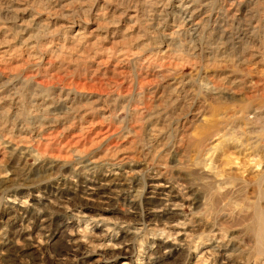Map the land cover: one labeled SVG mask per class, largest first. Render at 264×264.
I'll list each match as a JSON object with an SVG mask.
<instances>
[{"label":"rangeland","instance_id":"obj_1","mask_svg":"<svg viewBox=\"0 0 264 264\" xmlns=\"http://www.w3.org/2000/svg\"><path fill=\"white\" fill-rule=\"evenodd\" d=\"M261 211L264 0H0V264H264Z\"/></svg>","mask_w":264,"mask_h":264},{"label":"bare ground","instance_id":"obj_2","mask_svg":"<svg viewBox=\"0 0 264 264\" xmlns=\"http://www.w3.org/2000/svg\"><path fill=\"white\" fill-rule=\"evenodd\" d=\"M187 7V6H186ZM183 8V7H182ZM188 8V7H187ZM183 10V9H182ZM185 13V12H184ZM108 176H111V175H114L115 176V174L116 173H111V171H109L108 172ZM102 179H105V177L104 178H102ZM109 184H112L110 181H108V184L107 185H109ZM105 186V185H104ZM112 186V185H111ZM120 185L119 184H113V187L114 188H118ZM96 188V187H95ZM120 188H122V187H120ZM86 189V188H85ZM95 189L93 188V187H89V189H88V191H94ZM118 190V189H117ZM119 190H121V189H119ZM103 196V195H102ZM80 200V199H79ZM89 201H91V200H89ZM92 202V201H91ZM148 203H150V201L148 200L147 201ZM261 210V209H260ZM262 213V215H263V219H264V211H261ZM261 217V216H260ZM262 219V218H261ZM259 222H261L260 220H259ZM262 224V223H261ZM114 245V244H113ZM255 246H257L258 247V249L260 250L259 252H261V254H263L264 255V220H263V224L262 225H260V226H258V230L256 231V242H255ZM118 247V246H117ZM213 247H219V245H214ZM115 248V247H114ZM121 249V248H120Z\"/></svg>","mask_w":264,"mask_h":264}]
</instances>
